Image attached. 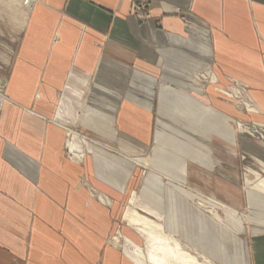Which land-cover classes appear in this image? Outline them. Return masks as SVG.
Returning a JSON list of instances; mask_svg holds the SVG:
<instances>
[{
  "label": "crops",
  "instance_id": "0c3cea01",
  "mask_svg": "<svg viewBox=\"0 0 264 264\" xmlns=\"http://www.w3.org/2000/svg\"><path fill=\"white\" fill-rule=\"evenodd\" d=\"M136 1L144 3L143 19L134 14ZM21 9L22 35L0 85V264H92L100 255L102 264H137L125 250L120 257L103 244L117 203L109 208L83 183L98 189L99 179L121 190L131 163L98 140L69 131L62 118L63 111L75 116L66 92L75 105L80 102L79 73L91 82L84 128L103 138L120 135L132 153L155 140L151 154L130 157L151 169L131 194L156 209L166 232L190 252L199 249L195 254L211 264L210 256L249 264L238 234L247 223L253 232L264 231V189L247 182L245 164V211L184 184L196 166L212 173L213 187H223L212 138L224 147L245 131L241 119L234 126L228 121L227 105H215L218 85L209 84L212 105L195 98L199 85L192 72L198 77L206 66L214 81L223 83L228 74L249 82L264 112V0H31ZM248 104L255 108L252 116L261 115ZM69 134L72 143L66 144ZM241 147L254 165L264 163L249 138H241ZM133 231L128 237L139 242ZM227 241L235 244L233 254ZM250 264H259L256 255Z\"/></svg>",
  "mask_w": 264,
  "mask_h": 264
},
{
  "label": "rangeland",
  "instance_id": "374dc122",
  "mask_svg": "<svg viewBox=\"0 0 264 264\" xmlns=\"http://www.w3.org/2000/svg\"><path fill=\"white\" fill-rule=\"evenodd\" d=\"M12 6V7H11ZM20 5H15L13 3L8 4L7 0H0V77H2L0 81V85H4L5 81V75H7L8 72V59L11 56L12 49L15 46L16 39H18V36L22 35L20 32ZM133 10L134 14L138 18L144 17V3L142 1L140 2H134L133 3ZM17 36V37H16ZM210 67H203L197 71L198 77H195V72H192L191 79L197 83L199 86L198 91L195 92V98H201L203 102L208 101V103H211V100L209 101L207 97L209 96V93L207 92L208 89L211 92V88L209 84L218 85L220 88H222L218 93H216L217 102L215 105H218L221 107L219 102H222L223 104L228 106L229 110H223L227 116L229 117V122L234 126L236 125V119L244 120L245 122H248L252 124L253 122H262L264 119L260 120V116L264 115L263 109L261 108L260 104L255 100V97H253L250 93V85L249 82H246L244 80H238L234 78L232 75L224 74L225 82L222 83L221 80L210 81V74L209 71ZM212 70V69H211ZM215 74V72H213ZM78 74V73H77ZM78 76L80 77V80L75 81L76 87L81 88L82 90V96L80 98V102L75 105L76 99L73 97V95L70 94V92H66L67 96L71 98L69 101L71 105L75 106V116H68L69 114L67 112H64L62 114V118L65 121L66 127L70 130H75L79 133H82L84 135H87L90 138L98 140L101 144H103L105 147L109 148L111 152L115 153L118 152L119 156H124V159L131 163V173L129 178H127V183L125 186L118 190V188L114 185H109L105 183L104 181H101L98 179L97 187L98 189L89 184L84 180V184L87 186L91 192V195L94 196L96 199L99 200L98 195H102L105 197L103 199L104 202L108 203V207L113 204V202H116L112 215H111V222L109 224V233L107 237L105 238L104 245H110L112 248L115 249L116 252H118L119 256L123 255L125 245V238L124 235H130V232L133 231L132 227L127 224L125 220L122 218V212L124 211L125 206L128 203V200L130 198V194L132 191H139L142 188L143 179L145 178L146 173L151 170L146 165H142L140 163H134V159H131L130 157H136L139 158L142 155H149L152 153V150L154 148L155 140L150 141L147 146L144 147L143 151H140L138 153H132L128 148L122 147L120 135L117 134L114 135L113 138L111 137H105L99 136V132L95 134L88 128H84L81 124L82 117H83V109L86 103L88 90L90 87V81L87 80L89 76H85L82 73H79ZM84 78L85 82H81ZM191 81V82H193ZM214 81V82H213ZM223 90L227 91L222 92ZM208 93V94H207ZM228 93L230 95H228ZM207 99V100H206ZM167 103V102H166ZM247 103H250L253 106H257V112H259L261 115L259 116H252L253 114L249 113V107ZM162 107V106H161ZM158 107L161 112L168 111V107L165 106L164 110ZM217 107V106H216ZM157 108V107H156ZM218 108V107H217ZM219 108V109H220ZM174 110V109H173ZM160 111L154 112V116L158 117L160 114ZM222 111V112H223ZM251 112V110H250ZM67 113V114H66ZM258 115V114H257ZM62 119V120H63ZM156 125H157V118H156ZM109 135H112L111 133ZM73 134H69L66 138V144L70 143V139H72ZM80 137V136H79ZM249 138L251 142H253L257 148L258 151H260V154L264 155V138L251 134L247 130L239 132L236 134V142L234 144L229 143L227 141H224V147L219 143L217 140L212 138V144H213V153H214V160H217V164L214 167V170L216 172H220L222 176L221 180L224 181V186L220 187L219 189L216 186L211 185V179L212 173L208 171V169L204 167H197L194 169L191 175L187 174V177L185 179V186L191 187L192 189L200 191V193L204 196H216L217 198H220L222 200H225L227 203L231 204V206L235 207L236 209L240 211H245L248 209V203L246 199V192L244 190L245 187V181H244V164L246 163L247 159H249L248 156H246L244 150L241 147V138ZM222 141V140H221ZM220 141V142H221ZM120 144H119V143ZM223 142V141H222ZM72 143V142H71ZM217 145V146H215ZM90 152H87L89 154ZM65 155L68 157V153L65 150ZM82 160V159H81ZM191 161V160H190ZM195 163V161L193 162ZM197 164V163H195ZM152 165V164H151ZM191 166V165H188ZM163 179L168 184V177L163 174ZM115 187V188H114ZM117 188V189H116ZM101 189V190H100ZM111 189V191H110ZM226 191L224 194L223 192ZM109 191V192H108ZM129 197V198H128ZM136 204L146 208V206L140 202V200H136ZM195 205V203H192ZM200 208V207H199ZM201 209V208H200ZM220 213L223 215L224 213L222 210H219ZM249 224H246V231L245 233H239L238 236L241 239V241L246 242L247 244V258L248 263L250 264L251 260V254L256 255L258 258L259 264H264V231H256L253 232L252 229H248ZM232 231V230H231ZM134 232V231H133ZM198 233V232H197ZM138 234V233H137ZM196 234V232L194 233ZM131 238V237H130ZM139 244L141 246H144L145 240L142 236L139 235ZM232 238V237H231ZM136 238H134L135 240ZM137 242V241H136ZM185 242V241H184ZM188 243V242H187ZM234 243L232 241L226 242V250L228 251V254H233L237 250L234 248ZM191 249V248H190ZM199 249L192 248V252H194V255L201 260L204 261L206 264H211L209 261L204 260L201 256L198 254H195ZM253 252V253H252ZM125 257V256H124ZM210 258L213 259V264H228L224 261H219L217 258H214L210 256ZM130 260L129 258H127ZM130 263L133 262L130 260ZM92 264H102V256L100 255L99 258L92 262Z\"/></svg>",
  "mask_w": 264,
  "mask_h": 264
},
{
  "label": "bare ground",
  "instance_id": "6f19581e",
  "mask_svg": "<svg viewBox=\"0 0 264 264\" xmlns=\"http://www.w3.org/2000/svg\"><path fill=\"white\" fill-rule=\"evenodd\" d=\"M16 5H20L21 8L24 6L28 7L31 5V0H18ZM210 77V79L213 80L214 77L212 74H210ZM223 92L225 91L223 90ZM247 105L248 107L250 106L248 103ZM249 110H255V108L250 106ZM238 122H241V124H239L241 130H247L251 134L264 138V123L256 122L250 124L243 120H239ZM144 161L147 162L148 160L144 159ZM253 161L254 160L249 157L248 161L245 163L246 180L247 182H252L253 186L264 189V177L261 176V173L264 171V163L260 160H256V164L258 165H254ZM137 199L140 200L139 195L133 192L122 214L123 220L145 240L144 246H141L136 240L127 235L123 237L125 238V247L123 248L130 259L137 264H206L204 261L199 260L192 252L187 250L174 236L166 232L162 217L156 209L150 206V209H148L137 205ZM204 207L214 216L220 218L215 208L208 205H204ZM230 211L233 213L236 212L233 209H230Z\"/></svg>",
  "mask_w": 264,
  "mask_h": 264
}]
</instances>
